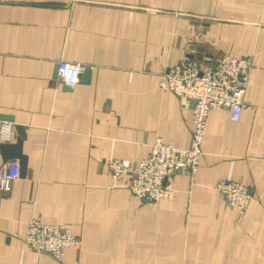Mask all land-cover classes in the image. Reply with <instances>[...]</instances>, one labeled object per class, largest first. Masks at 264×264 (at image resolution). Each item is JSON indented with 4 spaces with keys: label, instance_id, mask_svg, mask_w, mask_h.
I'll use <instances>...</instances> for the list:
<instances>
[{
    "label": "crops",
    "instance_id": "crops-1",
    "mask_svg": "<svg viewBox=\"0 0 264 264\" xmlns=\"http://www.w3.org/2000/svg\"><path fill=\"white\" fill-rule=\"evenodd\" d=\"M224 55L252 59L248 106L236 122L212 110L198 171L173 175V200L141 201L129 184L152 145L193 139V104L159 86L163 73ZM61 60L87 66L74 88ZM4 124L0 144L21 127L28 162L0 194V264H264V0H0ZM111 160L129 171L114 178ZM222 179L250 188L244 214ZM33 219L70 225L80 244L62 260L34 252Z\"/></svg>",
    "mask_w": 264,
    "mask_h": 264
},
{
    "label": "built area",
    "instance_id": "built-area-1",
    "mask_svg": "<svg viewBox=\"0 0 264 264\" xmlns=\"http://www.w3.org/2000/svg\"><path fill=\"white\" fill-rule=\"evenodd\" d=\"M202 33L194 35L200 42ZM192 54L195 53L191 49ZM87 66L61 60L58 64V77L68 87L74 88L80 81ZM253 71V62L248 57L224 55L212 61H200L189 57L169 67L159 83L162 89L193 104V139L189 148H180L172 142L158 139L146 157L132 170L129 187L136 197L150 205L171 201L177 195L173 175L179 171L195 174L203 156V143L212 110L226 108L231 112L232 121H238L248 103L244 100ZM13 129L10 124L1 128L2 140H10ZM111 174L118 179L129 168L118 160L108 163ZM20 177V164L17 160L0 166V191L7 194L13 182ZM217 188L228 207L244 214L252 201L249 187L227 179L218 182ZM25 244L38 254H47L62 260L67 248L80 244L68 224H46L33 219L27 227Z\"/></svg>",
    "mask_w": 264,
    "mask_h": 264
},
{
    "label": "water",
    "instance_id": "water-1",
    "mask_svg": "<svg viewBox=\"0 0 264 264\" xmlns=\"http://www.w3.org/2000/svg\"><path fill=\"white\" fill-rule=\"evenodd\" d=\"M19 131L20 137L17 139L16 143H1L0 149L3 152V160L8 162L9 160H18L20 164V174L24 175L27 171V162L28 158L22 151L23 139L25 135L21 127L17 128ZM0 194L1 191H0Z\"/></svg>",
    "mask_w": 264,
    "mask_h": 264
},
{
    "label": "rangeland",
    "instance_id": "rangeland-1",
    "mask_svg": "<svg viewBox=\"0 0 264 264\" xmlns=\"http://www.w3.org/2000/svg\"><path fill=\"white\" fill-rule=\"evenodd\" d=\"M201 42V41H200ZM194 49V48H193Z\"/></svg>",
    "mask_w": 264,
    "mask_h": 264
}]
</instances>
